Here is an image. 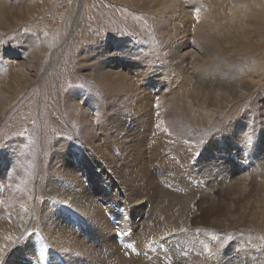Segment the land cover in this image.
I'll return each mask as SVG.
<instances>
[{"label": "rangeland", "instance_id": "rangeland-1", "mask_svg": "<svg viewBox=\"0 0 264 264\" xmlns=\"http://www.w3.org/2000/svg\"><path fill=\"white\" fill-rule=\"evenodd\" d=\"M218 1L0 0L7 260L264 264V0ZM101 164L143 235L101 229Z\"/></svg>", "mask_w": 264, "mask_h": 264}, {"label": "bare ground", "instance_id": "bare-ground-1", "mask_svg": "<svg viewBox=\"0 0 264 264\" xmlns=\"http://www.w3.org/2000/svg\"><path fill=\"white\" fill-rule=\"evenodd\" d=\"M9 1H11V0H9ZM234 2H236V0ZM223 6H224V1L219 0L218 1V7H223ZM8 8H9V6L7 5V7H6V9H4V11H7ZM73 33H74V31L70 33L69 38L71 35H73ZM261 66L262 65L260 63L259 67H261ZM106 172H107V167L104 166L103 164H101L97 168V170L94 171V174L92 173L89 176H84L86 183H91L92 186H94V184L97 183L98 187L101 188L102 192L106 191V194L100 195L99 197H97L95 199L96 202H100L103 205L102 206L103 210L101 211L103 214V217L99 220V223L101 224L100 225L101 229H105L106 228L105 225L109 224L107 214L110 212L111 213L115 212L116 215H117V213H119L117 215V217L120 218L121 221H119V219H118V221L119 222L123 221L122 223L125 224L126 228L127 227L130 228L129 230H132L133 232L138 231L140 233V235H143L144 232H142V229L140 227H144V225L142 223H140V224L138 223L140 218L143 215L140 213V208H138V207L141 205H144V207H145L147 205V203L137 202V201H133V200H127L124 198L120 199V195L118 194V192L116 190L108 189L107 186H103L105 183L109 182V179L106 175ZM96 176H101L103 178V180L99 181V180L95 179L94 177H96ZM79 200H80V197H79V195H77L75 201L72 202L73 210L77 209V208H80V209L84 208L83 205L78 204ZM108 201H110V204H108ZM93 213L96 214L97 213L96 210H94ZM22 214H23V212L21 209L15 208V209H12L10 211H7L0 204V264H13L11 260H9V259H8L9 261L7 260V256L10 255L8 253L11 250V248L14 246V244L20 240L22 241L23 247L21 246V248L18 250H19V252H21L23 254L24 262L26 261V255H24L26 252H24V251H25V249L27 250L28 248L30 249L31 247L28 246L27 241L25 240V238H27V235L25 234L26 233L25 227L27 224L24 223L23 221L22 222L20 221L22 219L21 218ZM110 216H112V215L110 214ZM9 218L13 219V224L8 222ZM167 231H168V229L165 230V232H167ZM177 232L178 231H176V233ZM135 234H137V233H135ZM188 249H189V247H188ZM190 249H191V251H194V253H195V250H193V246H191ZM35 252L36 251H33V254H35ZM171 252H173V255L176 254V252H174L173 250ZM178 252L180 253V251H178ZM58 255H60V254H58ZM101 256H104V254H102ZM111 257H112L113 264H120V262L116 261V257L114 256V253H112ZM174 258H175L174 260H176V255ZM5 259H6V262H4ZM103 259L106 260L107 258L103 257ZM59 260H61V259H59ZM141 261H143V260H140V262ZM106 263L107 262H104L103 264H106ZM124 264H128V263L125 262ZM214 264H217V262L215 261Z\"/></svg>", "mask_w": 264, "mask_h": 264}, {"label": "snow or ice", "instance_id": "snow-or-ice-1", "mask_svg": "<svg viewBox=\"0 0 264 264\" xmlns=\"http://www.w3.org/2000/svg\"><path fill=\"white\" fill-rule=\"evenodd\" d=\"M127 247H132L131 245H128Z\"/></svg>", "mask_w": 264, "mask_h": 264}]
</instances>
